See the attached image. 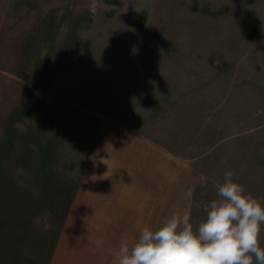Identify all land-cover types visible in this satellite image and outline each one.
<instances>
[{
	"label": "rangeland",
	"instance_id": "1",
	"mask_svg": "<svg viewBox=\"0 0 264 264\" xmlns=\"http://www.w3.org/2000/svg\"><path fill=\"white\" fill-rule=\"evenodd\" d=\"M229 170L264 203V0H0V264L196 228Z\"/></svg>",
	"mask_w": 264,
	"mask_h": 264
},
{
	"label": "clouds",
	"instance_id": "2",
	"mask_svg": "<svg viewBox=\"0 0 264 264\" xmlns=\"http://www.w3.org/2000/svg\"><path fill=\"white\" fill-rule=\"evenodd\" d=\"M234 175L225 172L198 227L191 222V209L174 213L156 228H142L131 243H121L112 253L115 264H264V203Z\"/></svg>",
	"mask_w": 264,
	"mask_h": 264
},
{
	"label": "crops",
	"instance_id": "3",
	"mask_svg": "<svg viewBox=\"0 0 264 264\" xmlns=\"http://www.w3.org/2000/svg\"><path fill=\"white\" fill-rule=\"evenodd\" d=\"M118 248L119 245H92V264H115L112 253Z\"/></svg>",
	"mask_w": 264,
	"mask_h": 264
}]
</instances>
